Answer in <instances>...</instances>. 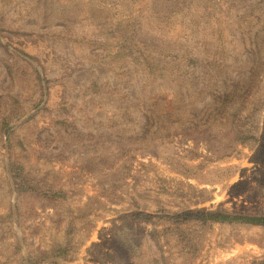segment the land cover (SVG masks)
I'll return each instance as SVG.
<instances>
[{
	"label": "rangeland",
	"instance_id": "rangeland-1",
	"mask_svg": "<svg viewBox=\"0 0 264 264\" xmlns=\"http://www.w3.org/2000/svg\"><path fill=\"white\" fill-rule=\"evenodd\" d=\"M208 213L264 216V0H0V264H264Z\"/></svg>",
	"mask_w": 264,
	"mask_h": 264
},
{
	"label": "trees",
	"instance_id": "trees-1",
	"mask_svg": "<svg viewBox=\"0 0 264 264\" xmlns=\"http://www.w3.org/2000/svg\"><path fill=\"white\" fill-rule=\"evenodd\" d=\"M125 19V18H124ZM128 24V31L127 33L123 34L121 31H118L116 33V39L120 40L122 43L120 52L121 54H125L126 57L138 61H143L147 68L149 69L151 73V77L153 78H166L168 76H177L182 73L183 67L180 64H177V61H182L181 59L184 57H178L175 55L169 48L163 49L162 52L164 53L165 57L175 61H170V67H160V63L157 65H154L150 59H155V54H149V52L145 48H141L140 44L143 46L141 40L137 39L136 32H133L132 30V19H129L127 21H124ZM122 23L119 22V24ZM132 33V34H131ZM179 73V74H178ZM154 113L153 111H151ZM177 113V112H176ZM203 114V111H201ZM155 114V113H154ZM178 114V113H177ZM175 118V115H173ZM179 124L183 125V122L177 120V125L173 129H178ZM207 222L211 223H226V222H232V223H243V224H250V225H256V226H264V216L262 217H247V216H238V215H227L222 213H208L206 215Z\"/></svg>",
	"mask_w": 264,
	"mask_h": 264
}]
</instances>
